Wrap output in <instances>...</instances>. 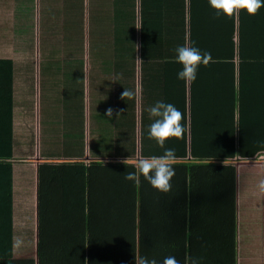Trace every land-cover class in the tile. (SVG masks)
<instances>
[{"label":"trees","instance_id":"1","mask_svg":"<svg viewBox=\"0 0 264 264\" xmlns=\"http://www.w3.org/2000/svg\"><path fill=\"white\" fill-rule=\"evenodd\" d=\"M20 1L0 0V264H138L135 251L136 236L126 243L129 251L127 255L122 253L124 251L115 242L118 233L116 227L119 225L118 223L115 224L113 220L117 213L104 209L100 219L96 203L99 201L97 198L101 196V186L104 189L109 187L110 190L113 184L116 190V178L120 173L122 179L118 182L121 185V193L119 194L124 195L127 192L129 199L125 200L136 206V209L127 206L134 213L128 214L126 208V216L130 220L128 224L133 221V225H138L137 205L140 186L143 203L141 230L142 238L146 241L147 233H155L158 229V227L152 229L146 206L148 198H152L150 196L152 192L163 191L160 188L162 176L158 177L159 183L157 184L155 177H153L156 166L145 165L142 167L140 170L141 179H139L137 167L128 164L116 165L104 161L93 162L90 165L85 163H44L39 168V244L36 243L34 237V223L33 226L29 225L26 230L18 229V223L14 220L16 192H14L15 165L12 161L17 159L18 161H26L35 157L38 150L34 147H27L26 150L22 147L16 148L15 95L22 89L28 92L30 102L26 104V107H30V111L39 105L42 135L49 133V124L52 126L56 124L54 111L66 112L77 107L81 112L79 120L85 123L87 104L85 96H83L85 81L83 74L80 76V72L88 61L85 52L86 47L81 36V30H83L81 22L84 21V18H81L83 15L80 12L78 17L69 18V24L71 22L74 24L76 20H79V35H76L78 43H75L74 47L68 41L64 46L54 43L55 49L51 50L48 49V39L44 42L45 51L40 54L36 51L37 44L33 38L32 30L28 35L25 32L18 34L16 31L17 18L20 14L22 17L24 16L19 9ZM70 1L69 5L72 7L77 2L80 6L85 3V0ZM120 1L118 0V2ZM138 1L141 3V0H137V3ZM156 1L158 0H142L140 5L142 6L141 39L139 37L134 38L133 35L134 31L137 30V21L135 9L132 6L122 9L119 6H109L110 8H108L111 16L131 9L130 30L126 28V33H122V37L118 39L116 37L114 42H111L109 49L112 52L111 55L115 57H110L108 60L123 65L121 67L122 72L124 65H131L132 61L137 60L136 56L139 54L135 48L137 44V48L142 46L144 52H148L147 49L151 47L152 51H149V54L145 56L144 52L141 54L145 65L147 64L146 60L149 59L167 61L169 66L179 65L184 77L183 82H186V85L187 83L191 85L190 81H194L193 75H190L189 80H187L186 72L189 67L191 73L197 72L198 66L193 68L195 62L215 61L222 66L225 65L220 69L221 77L231 80L232 92L235 93L237 90L240 101L249 94L248 92L252 94L248 98V102H250L256 92L264 91V0H165L167 3H156ZM187 2L190 4L189 7L185 5ZM166 4L167 6H165ZM204 4L209 6L208 11L203 8ZM57 20L52 22L50 27L47 22L45 23L48 36L54 34L53 25ZM97 52L100 51L91 52L90 60L103 59L97 56ZM130 52H133L134 55ZM170 62L173 63L170 64ZM68 63H73L74 68ZM55 65L61 69L66 66L68 71L78 72V75L68 74L67 76L74 84L78 83L81 86L82 96H75V98L81 99V107L74 98L65 96L62 91L52 92V85L49 80L52 75L50 68ZM38 66L41 68L39 83H37L35 74ZM127 71L129 73L125 75L126 81L121 82L122 85H127L126 76H129L132 70ZM218 71L219 68L217 67ZM249 77H251V81L248 79ZM36 84H40V90ZM252 87L253 89H262L252 91ZM68 94L74 96L72 93ZM118 96L119 101H121L120 107L125 106V99L128 95L122 92L121 96L120 94ZM236 99L237 96H234L233 102ZM109 107L111 105L104 107L105 110L101 115L99 108L93 103L92 126L89 130L90 153L93 159H143L146 161L164 158L185 159L190 153L194 158L202 157L200 160L217 163L235 158L237 155L243 159L255 157L251 156L252 154L248 150L249 145L255 147V144H243L241 146L244 140L238 136L236 142L239 141V146H237L236 143H231L228 140L227 133L223 135L203 133L198 138L194 137L189 143L188 134L184 130L185 117L181 130L178 129L179 127L177 128L180 116L178 115L175 94L171 100L169 113H167L169 115V130L157 134V137L156 134H152L158 145L157 148L153 149L147 147L148 134H142L141 152H139L135 140L137 116L135 121L132 120L135 115L128 119H124L122 116L120 120H117L111 117L114 109ZM133 107L134 104L131 105V108ZM185 109L184 95V111ZM235 112V110L234 112L231 110L232 116ZM99 116H102L109 123L115 122L116 127L114 128L115 124H110V127L113 126L111 130L109 128L97 129L94 127V123ZM250 119L253 123L256 119L258 125L262 121V118L258 117H251ZM220 120L222 121V119ZM158 121L167 122L162 117H159ZM124 126H128L125 132L129 134L124 132ZM85 129L86 126L83 125L84 131L79 133L78 137V146H82L79 159H83L87 155ZM142 129H145L143 124ZM254 129L258 132L256 128ZM259 133L263 134L264 131L259 130ZM255 137L256 135H254ZM118 141H122L125 146L107 149ZM99 143L103 145L97 148ZM248 143L250 142L248 141ZM160 144L161 148L159 147ZM236 148L238 152L235 151ZM41 152L45 154L46 150L41 149ZM101 152L103 153L102 156L100 155ZM62 155L65 157L77 156L68 153H62ZM178 167L180 166L176 168ZM224 171L234 182L236 169L230 167L224 168ZM55 209L57 210L54 213ZM119 215L121 212L118 213ZM191 237H196L194 230L191 231ZM21 254L29 256L24 259H17V256ZM147 260L143 259L142 264H159L162 259H149L152 262Z\"/></svg>","mask_w":264,"mask_h":264},{"label":"crops","instance_id":"2","mask_svg":"<svg viewBox=\"0 0 264 264\" xmlns=\"http://www.w3.org/2000/svg\"><path fill=\"white\" fill-rule=\"evenodd\" d=\"M39 1L41 16L50 27L52 22L59 19L55 6L60 0ZM63 1L65 5L71 3L70 0L69 2L68 0ZM161 2L167 3L165 0L156 1V3ZM141 3L139 1L137 3V0H121L120 2L118 0H85V3L80 6V14L83 15L81 18H84V21L81 22V27H83L81 36L84 40L85 52L88 57V61L83 66L82 72H80V76L83 74L85 81L83 88V96H85L87 103L85 123L83 121L80 122L79 114L81 112L77 107L66 112L54 111L55 121L57 122L54 126L49 124V133L42 135L39 105L35 106L33 111H30V107H26V104L30 102L28 92L22 89L15 95L16 148L22 147L26 150L27 147H34L38 150L35 157L26 161H18V159L12 161L15 165L14 192H16L14 220L18 223V229L26 230L29 225L33 226L34 223V237L36 238V243L39 244V168L44 163H85L90 165L93 162L104 161L105 163L111 162L116 165L128 164L137 167L139 179H141V168L145 165H152L156 166L153 176L156 184L159 183L158 177L162 176L161 188L163 191L152 192L150 194L152 198H148L146 206L152 229L157 227L158 229L155 233H147L146 241L142 238L141 209L143 203L139 186L138 225H133V221L128 224L130 222L129 218L125 217L121 220L118 214L114 216L113 222L119 225V227H116L118 233L115 242L124 251L122 253L127 255L129 251L126 243L136 236L135 251L138 264H142L143 259H148L147 261L149 262H152L149 259H162L161 261H164L165 264H172L169 262L175 259L174 256L177 253H164L165 250L169 251L170 245L165 242V238L171 234L170 229L174 223L182 225L183 222L188 227L192 225L198 226L193 229L196 232L195 240H191V244L195 245V252L187 254L185 258L195 262L191 264H264V159L260 160L259 158L264 156V133H259V130L264 131V91L256 92L250 102H248V98L252 94L248 92L249 94L246 93V96H242L243 100L240 101V95L237 90L235 93L232 92L231 80L221 77L220 69L225 65L222 66L215 61L195 62L193 68L198 66L197 72L193 71L191 73L190 67L186 72L187 80H189L190 75H193L194 81H190L191 85L189 83L186 85V82H183L184 77L179 65L169 66V62L163 60L155 61L156 59L146 60L147 64L145 65L141 58L144 50L142 51V46L137 48V44L135 45L139 52L136 56L137 60L132 61L131 65H124V71L122 72L121 67L123 65L119 64V62L108 60L110 57H115L111 55L112 52L109 49L111 48V42H114L116 37L117 39L122 37V33H126V28L130 30L129 17L131 9L111 16L108 8H110L109 6H119L122 9L132 6L135 9L137 21V30L134 31L133 35L134 38L139 37L141 39ZM197 4L200 5L199 2ZM185 5L187 7L190 6L188 2ZM203 6L208 11L207 8L209 6L205 4ZM55 27L56 23L53 25V29ZM45 30L47 32L46 28ZM48 49H55V44L51 40L48 42ZM128 49L130 50L129 47ZM94 50L100 51L97 52V56L103 59L90 60L91 52ZM120 50L122 51L121 48ZM147 51L144 52V56L149 54V51H152L151 47ZM123 52L125 51L123 50ZM130 53L134 55L133 52ZM68 65H72L71 67L74 68L73 63H68ZM217 67L219 68L218 72ZM62 68L57 65L50 68L52 75L49 80L51 81L52 92L62 91L65 96L68 95L70 98H74L75 102L81 107V99L75 98L78 95L82 96L81 86L78 83L74 84L67 76L68 74L78 75V72L68 71L66 66ZM130 69L132 70L130 75L126 76L128 83L127 85H122L121 82L126 81L125 75L129 73L127 70ZM35 74L38 80L37 83H39L40 66L37 67ZM56 79L57 81H55ZM248 79L251 81V77ZM36 86L40 90V84H36ZM120 87L121 89H119ZM261 89H253L252 87L251 90L258 91ZM122 92L128 96L125 99V106L120 107L121 101H119L118 95L120 94L121 96ZM68 93H72L74 96ZM174 94L177 98L178 115L180 116L177 128L179 127L178 129L181 130V125L186 120L184 130L188 134L189 143L194 137L198 138L203 133L213 135L227 133L228 140L231 143H236L237 146H239V141L236 142L238 136L244 140L241 146L243 144H255V147H250L249 145L248 148L252 154L251 156L255 157L243 159L237 155L235 158L217 163L200 160L202 157L199 159L194 158L190 153L185 159L164 158L147 161L143 159H93L89 144L93 103L99 108L101 115L105 110L104 107L111 105L109 108L114 109L111 117L117 120H120L122 116L124 119H128L135 115L132 119L135 121L137 116L135 140L138 150L141 152L142 134H148L147 147L153 149L157 148L158 145L152 134H156L157 137V134H162L169 130V115L167 113H169ZM32 95L34 97L33 93ZM184 95L186 100L185 111ZM234 96H237L235 102H233ZM132 104H134L133 108H131ZM231 110L233 112L234 110L236 111L234 116H232ZM159 117L164 118L167 122H159ZM249 117L262 118L261 124H257V118L253 123ZM110 124L114 125L115 122L109 123L102 116H99L95 120L94 127L101 130L106 128L111 130L113 126L110 127ZM142 124L145 125V129H142ZM83 125L86 126L87 155L85 158L79 159L78 156L82 153V146H78V137L79 133L84 131ZM115 127L116 124L114 125ZM127 127L124 126V132ZM254 135H256L255 138ZM102 145V143L97 144V148ZM124 146L125 144L122 141H118L107 149ZM159 147L161 148V144ZM41 149H45L46 153L43 154L44 151L42 153ZM235 151L238 152V149L236 148ZM18 153L21 154L20 152ZM62 153L77 156L65 157ZM102 154L101 152L100 155L102 156ZM223 163H226V165H222ZM199 164L208 166L219 164L224 166L220 167L223 170L224 168H235L236 179L229 192L226 194L225 192H223L224 194L218 193L220 189L225 191L226 188L228 190V186L224 185L226 182L220 185L221 187L219 188L209 183L192 185L196 180H192L194 172H196L194 166ZM177 166L180 167L176 168ZM172 169V175L175 180L167 178L169 171ZM201 173L206 180L210 176L209 172ZM216 173L218 175L222 174L216 171L215 177H218ZM121 179L122 176L119 173L116 178V190L113 184L110 190L108 189L109 187L104 189L101 186V196L97 198L99 201L96 203L100 219L104 209L118 213L120 199H123L119 194L121 193V185L118 182ZM212 186L214 187L212 188ZM123 196L124 199H129L127 192ZM52 204L56 205L55 203ZM128 206L136 209V206L131 202L128 203ZM56 210H54V213ZM87 212L89 213L88 210ZM127 212L128 214L134 213L128 208ZM28 256L21 254L17 256V259L28 258Z\"/></svg>","mask_w":264,"mask_h":264},{"label":"rangeland","instance_id":"3","mask_svg":"<svg viewBox=\"0 0 264 264\" xmlns=\"http://www.w3.org/2000/svg\"><path fill=\"white\" fill-rule=\"evenodd\" d=\"M20 12L21 14L17 18L16 23V31L18 34H21V32L29 34L30 30H32L33 38H35L36 41V51L40 54H43L45 51V41L51 40L53 43L64 46L66 45L67 41L69 44L74 47L75 43H78V37L76 35H79V29H80V23L79 20H76L73 24H69V18H74L75 16H79L80 12V5L79 2L73 5H65L63 0H60L56 3L55 9L59 16V19L56 21V27L54 29V34L51 36H48L46 34L45 30V23L46 21L41 16L40 11V1L39 0H21L20 1ZM75 17V18H76ZM77 50V49H76ZM65 52H63L64 54ZM65 55V54H64ZM222 165H226V163H223ZM196 172H194L193 179H196L192 185L202 184V183H209L211 185H215V187L219 188L221 187L223 183L224 185L228 186V190L225 188V191L223 189H220L218 193L225 192L228 193L232 185L234 184L233 179L230 180L228 174L226 171H224L220 167L219 164L215 165H204L199 164L197 166H194ZM222 173L221 175H216L218 177H215V172ZM173 169L169 171L167 178H173L175 180L174 176L172 175ZM201 172H209L210 176L206 180L203 178V174ZM214 176V177H213ZM199 180H198V178ZM174 183V182H173ZM223 185V186H224ZM214 186H212L213 188ZM161 188V187H160ZM224 194V193H223ZM123 199H120V206L118 209V213L121 212V215H119V218L122 220L125 217L128 218L126 208L128 206L129 201L124 199L123 194H121ZM117 213V214H118ZM198 227L197 225H192L188 227L186 224L182 222V225H177L176 223L173 224L172 228L170 229L171 234L169 236H165V242H168L169 245V251L165 250V254L168 252H174L175 259L172 262V264H191L195 262H191L190 260H186V255L190 254L191 252L195 251V245L191 246V240H195V237H191V231ZM173 254V253H169ZM184 259V260H182ZM159 264H165L164 261H159Z\"/></svg>","mask_w":264,"mask_h":264},{"label":"built area","instance_id":"4","mask_svg":"<svg viewBox=\"0 0 264 264\" xmlns=\"http://www.w3.org/2000/svg\"><path fill=\"white\" fill-rule=\"evenodd\" d=\"M260 158V160H263L264 159V156H262V157H259Z\"/></svg>","mask_w":264,"mask_h":264}]
</instances>
